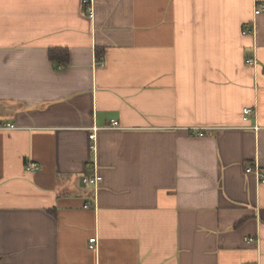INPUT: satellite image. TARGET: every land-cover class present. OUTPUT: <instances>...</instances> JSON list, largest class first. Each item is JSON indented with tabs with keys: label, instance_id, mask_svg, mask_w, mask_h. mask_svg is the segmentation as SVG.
I'll use <instances>...</instances> for the list:
<instances>
[{
	"label": "crops",
	"instance_id": "0c3cea01",
	"mask_svg": "<svg viewBox=\"0 0 264 264\" xmlns=\"http://www.w3.org/2000/svg\"><path fill=\"white\" fill-rule=\"evenodd\" d=\"M85 1L0 0V264H264V0Z\"/></svg>",
	"mask_w": 264,
	"mask_h": 264
},
{
	"label": "built area",
	"instance_id": "2783aa9c",
	"mask_svg": "<svg viewBox=\"0 0 264 264\" xmlns=\"http://www.w3.org/2000/svg\"><path fill=\"white\" fill-rule=\"evenodd\" d=\"M91 4V2L89 0L85 1V5L87 6V10L91 11V7H89L88 5ZM264 12V4L258 1H255V7H254V15L255 16H259ZM255 32V27L253 24L252 28H247L244 31V35H250L253 34ZM250 65H255L256 61L255 59H250L249 61ZM100 64H102V62L100 61ZM244 114H245V121H247V116L252 114V111L250 109H245L244 110ZM15 127L12 125H3L0 126V129H14ZM110 129H119L120 128V124L117 121H113L110 126L108 127ZM254 130H259L258 127H253ZM100 130V128L98 127H94L92 129V133L89 136L90 142H91V150L92 152H95L97 147H96V141H97V132ZM29 170H37L35 165H30L28 166ZM246 173L247 174H251V173H255L258 176V179L261 182H264V175L262 173L259 172V170H257V168H253L251 165H248L247 169H246ZM102 181L101 176H99L98 174H94L93 176H86L83 178V183L87 184V185H91L94 187H97L100 182ZM248 243L253 242L252 239H248L247 241ZM97 247V239H91L90 240V248L91 249H95Z\"/></svg>",
	"mask_w": 264,
	"mask_h": 264
},
{
	"label": "trees",
	"instance_id": "16d2710c",
	"mask_svg": "<svg viewBox=\"0 0 264 264\" xmlns=\"http://www.w3.org/2000/svg\"><path fill=\"white\" fill-rule=\"evenodd\" d=\"M49 59L57 68H66L70 62V54L68 49L54 48L49 50Z\"/></svg>",
	"mask_w": 264,
	"mask_h": 264
}]
</instances>
